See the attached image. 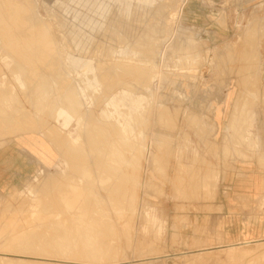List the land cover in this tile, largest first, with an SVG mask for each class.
I'll list each match as a JSON object with an SVG mask.
<instances>
[{
    "label": "rangeland",
    "instance_id": "obj_1",
    "mask_svg": "<svg viewBox=\"0 0 264 264\" xmlns=\"http://www.w3.org/2000/svg\"><path fill=\"white\" fill-rule=\"evenodd\" d=\"M12 1L51 46L33 62L0 18V151L33 163L0 190V264H264V239L188 254L185 230L236 163L264 192V0Z\"/></svg>",
    "mask_w": 264,
    "mask_h": 264
},
{
    "label": "crops",
    "instance_id": "obj_2",
    "mask_svg": "<svg viewBox=\"0 0 264 264\" xmlns=\"http://www.w3.org/2000/svg\"><path fill=\"white\" fill-rule=\"evenodd\" d=\"M21 153L12 147L0 151L1 191L18 185L32 169L31 161L17 160ZM254 174L249 165L239 163L226 173L216 200L185 229L189 244L196 247L188 254L264 239V215L259 208L264 192H256Z\"/></svg>",
    "mask_w": 264,
    "mask_h": 264
},
{
    "label": "bare ground",
    "instance_id": "obj_3",
    "mask_svg": "<svg viewBox=\"0 0 264 264\" xmlns=\"http://www.w3.org/2000/svg\"><path fill=\"white\" fill-rule=\"evenodd\" d=\"M8 1L10 2V0H8ZM5 2H6V1H5ZM16 2H17V1H16ZM19 2H20V1H18V4L21 3V2H20V3H19ZM22 2H23V0H22ZM7 3H8V2H7ZM7 3H6V5L9 4L8 7H9V6L12 7L13 5L15 6V4H16L15 1H12V2H10V3H8V4H7ZM18 4H16V5H18ZM21 4H22V3H21ZM23 6H24V5H23ZM25 6L27 7V4H26ZM12 9H13V7H12ZM12 9L10 8V10H11V11L9 10L10 12L7 11V15H6V14L3 15L2 12H1V15H0V18H3L4 22L9 26V28H10L9 30H11V31L13 30L14 27L16 28V25L18 24L16 20H20V19H23V20H24V19H25V18H23V16H22V18H20V17L18 16V17L20 18V19H19V18L15 15V13H14L15 11H16V12H19V11H20V12L22 13L23 7H22L21 5H19L18 8L15 6V9H13L14 11H13ZM26 10H27V9H26ZM1 11H3V10H1ZM12 11H13V12H12ZM25 12H27V11H25ZM25 12H24V13H25ZM21 13H20V14H21ZM5 15H6V19L4 18ZM17 15H19V14H17ZM21 15H22V14H21ZM24 16H25V14H24ZM15 17H16L17 19H16ZM26 18H27V20H24V21H26V24H28V25L31 26V27H30V28H31L30 30L35 29V30H36V33L33 34L34 36H33L32 34H29V35H32L33 37L30 38V36H29V38H27V39H28V42H27V43H26L25 40H24L25 45H24V48H23V49L26 50V53H27L28 57H29L30 59L32 58L33 60H32V59H31V60L34 62V59H37L38 57H39V58H42V57H40V56H42L41 52H38L36 49H38V48L41 49V48H42V50H43V47H45L44 45H46L47 42H48V44H49L50 41L47 39V37H46V39H47L48 41L45 42V41L43 40L41 34H43L42 32H43L44 30L42 29L41 26H38L37 23H32V20H31L32 17H31L30 14L26 13ZM1 21H2V20H1ZM24 21H21V22L24 23ZM46 22H47V21H46ZM2 23H3V22H2ZM5 23H4V24H5ZM41 23H42V22H41ZM21 24H22V23H21ZM24 24H25V23H24ZM26 24H25V26H26ZM35 24H36V25H35ZM44 24H45V23H44ZM1 25H2V24H1ZM5 26H6V25H5ZM22 26H23V25H21V27H22ZM46 26H47V25H46ZM221 26H222V25H221ZM17 27H18V26H17ZM47 27H49V26H47ZM1 28H2V27H1ZM3 28H4V25H3ZM3 28H2V29H3ZM5 28H6V27H5ZM7 28H8V27H7ZM19 28H20V27H19ZM24 28H26V27H24ZM24 28H22L21 31H25ZM16 29H18V28H16ZM35 30H33V31H35ZM37 30H38V31H39V30H43V31L40 33V36L37 35ZM50 30H51V29H49L48 31H50ZM1 31H2V30H1ZM3 31H4V29H3ZM6 31H7V30H6ZM14 31H16V30H14ZM21 31H19V32L16 31V32H17V33H20ZM45 31H47V30L45 29ZM16 32H14V33H16ZM28 32H29V31H28ZM2 33H3V32H2ZM2 33H1V34H2ZM7 33H8V32H7ZM12 33H13V32H12ZM25 34H26V33H25ZM46 34H47V33H46ZM2 35H4V33H3ZM5 35H6V34H5ZM11 35H12V34H11ZM11 35H10V33H9V35L7 34V38H5V40L7 41V47H8V45L12 46V44H14V43H12L11 41H12V40L15 41V40H14L15 37H12ZM17 35H18V34H17ZM26 35H27V34H26ZM35 35H36V36H35ZM13 36H14V35H13ZM45 36H46V35H45ZM134 36H135V35H134ZM19 37H20V36H19ZM19 37H18V38H19ZM27 37H28V36H27ZM43 37H44V36H43ZM13 38H14V39H13ZM18 38H17V39H18ZM7 39H8V40H7ZM19 39H20V41H21V39L23 40V38H19ZM19 39H18V40H19ZM25 39H26V38H25ZM27 39H26V40H27ZM135 39H136V38H135ZM2 40H3V42H6L3 38H2ZM15 42H16V41H15ZM22 42H23V41H22ZM52 42H53V41H52ZM56 42H57V41H56ZM56 42H54V43H56ZM18 43H19V42H17V44H18ZM44 43H46V44H44ZM4 44L6 45V43H4ZM21 44H22V46H23V43H21ZM48 44H47V45H48ZM18 45H19V44H18ZM49 45L51 46V44H49ZM145 45H146V44H145ZM14 46H15V45H14ZM140 46H141V45H140ZM17 47H18V46H17ZM17 47H15V48H17ZM47 47H48V46H47ZM59 47H60V45H59ZM145 47H146V46H145ZM182 47H183V46H182ZM186 47H187V46H186ZM12 48H14V47L12 46ZM12 48H10V49H12ZM15 48L13 49V52H15V51H14V50H16ZM20 48H21V45H20ZM20 48H19V49H20ZM0 49H1V48H0ZM19 49L16 50V51H17L16 53H18ZM176 49H177V48H176ZM181 50H182V49H181ZM9 51H10V50H9ZM20 51H21V50H20ZM20 51H19V52H20ZM179 51H180V50H179ZM20 53H21V52H20ZM23 53H24V52H23ZM23 53H21V54H23ZM143 53H144V51H143ZM248 53H249V52H248ZM13 54H14V53H13ZM24 54H25V53H24ZM33 54H35V55H33ZM45 54H46V53H45ZM14 55H17V54H14ZM19 55H20V54H19ZM39 55H40V56H39ZM48 55H49V54H48ZM25 56H26V55H25ZM49 56H51V55H49ZM52 56H53V55H52ZM44 57H45V56H44ZM18 58H19V56H18ZM16 59H17V58H16ZM21 59H25V58H21ZM30 59H29V60H30ZM42 59H43V58H42ZM54 59H55V58H54ZM18 60L21 61V62H23L22 60H20V58H19ZM25 60H26V59H25ZM37 60H38V59H37ZM37 60H36V61H37ZM45 60H46V59H45ZM51 60H52V59H51ZM14 61H15V59H14ZM36 61H35V63H36ZM39 61H40V60H39ZM39 61H38V62H39ZM41 61H44V60H41ZM41 61H40V62H41ZM49 61H50V60H49ZM12 62H13V59H12ZM28 62H29V64H30V61H28ZM28 62L26 61V62H24V63H25V64H26V63L28 64ZM130 62H131V61H130ZM13 63H14V62H13ZM15 63H16V62H15ZM19 64H20V63H19ZM124 64H125V63H124ZM124 64H123V65H124ZM144 64H145V63H144ZM34 65H35V64H34ZM40 65H41V64H40ZM57 65H58V64H57ZM32 66H33V65H32ZM37 66H38V65H37ZM41 66H42V65H41ZM115 66H116V65H115ZM129 66H130V65H129ZM136 66H137V65H136ZM29 67H30V66H29ZM98 67H99V66H98ZM120 67H121V66H120ZM130 67H131V66H130ZM139 67H140V66H139ZM18 68H20V67L17 65V69H18ZM21 68H22V66H21ZM21 68H20V69H21ZM38 68H39V67H38ZM44 68H45V67L43 66V69H44ZM126 68H127V67H126ZM137 68H138V66H137ZM142 68H143V67H142ZM247 68H248V67H247ZM20 69H19V70H20ZM22 69H23V68H22ZM24 69H25V68H24ZM31 69H32V68H31ZM36 69H37V67H36ZM36 69H35V70H36ZM131 69H132V68H131ZM143 69H145V68H143ZM241 69L247 70V69H246V66L243 67V68H241ZM19 70H17V71H19ZM39 70H40V69H39ZM117 70H118V69H117ZM132 70H133V69H132ZM132 70H131V71H132ZM139 70H140V69H139ZM145 70H146V69H145ZM17 71H16V72H17ZM31 71H32V70H31ZM119 71H120V70H119ZM121 71H122V70H121ZM124 71H125V70H124ZM133 71H134V70H133ZM133 71H132V72H133ZM147 71H148V70H147ZM134 72L138 73L137 70L134 71ZM142 72H143V71H142ZM10 73H11V74H14L12 71H11ZM17 73H19V72H17ZM37 73H38V72H37ZM129 74H131V73H129ZM35 75H36V74H35ZM109 75H110V74H109ZM135 75H136V74H135ZM139 75H140V74H139ZM36 76H37V75H36ZM38 76H40V75L38 74ZM38 76H37V77H38ZM142 76H143V75H142ZM147 76H148V75H147ZM41 77H42V76H41ZM41 77H40V78H41ZM45 77H46V76H45ZM138 77H139V76H138ZM243 77H244V76H243ZM11 78H12V77H11ZM43 78H44V76H43ZM122 78H123V77H122ZM0 79H1V77H0ZM1 80H2V79H1ZM1 80H0V81H1ZM14 80H15V79H14ZM29 80H31V79H29ZM41 80H43V79H41ZM44 80H45V78H44ZM139 80H140V79H139ZM139 80H138V81H139ZM145 80H146V79H145ZM242 80L244 81L242 84H243L245 87L249 85V84L246 82V79H245V78H242ZM7 81H8V80H7ZM68 81H69V80H68ZM121 81H122V80H121ZM141 81H142V80H141ZM29 82H30V81H29ZM38 82H39V81H38ZM111 82H112V81H111ZM143 82H144V81H143ZM25 83H26V82H25ZM45 83H46V82H45ZM47 83H48V82H47ZM66 83H67V82H66ZM131 83H132V82H131ZM40 84H41V83H40ZM140 84H141V83H140ZM24 85H25V84H24ZM42 85H43V84H42ZM136 86H137V85H136ZM146 86H147V85H146ZM42 87H43V86H42ZM44 87H45V86H44ZM66 87H67V86H66ZM249 87H250V85H249ZM47 88H48V86H47ZM62 89H63V88H62ZM131 89H132V88H131ZM40 90H41V89H40ZM248 90H249V91H248ZM250 91H251V92H250ZM8 92H9V91H8ZM6 93H7V92H6ZM42 93H43V92H42ZM220 93H221V91H220ZM247 93H248V95H252L254 92H253L252 90H250V89H247ZM43 94H44V93H43ZM43 94H41V95H43ZM12 95H13V94H12ZM68 95H69V94H68ZM240 95H241V94H240ZM44 96H45V95H44ZM245 96H246V94H245ZM245 96H242V95L239 96V95H238L239 103H238L237 106L245 104V98H244ZM10 97H11V96H10ZM242 97H243V98H242ZM246 97H247V96H246ZM11 98L13 99V97H11ZM11 98H10V99H11ZM42 98H43V97H42ZM68 98H69V97H68ZM71 98H72V97H71ZM139 98H140V97H139ZM247 98H248V97H247ZM6 99H7V98H6ZM44 99H45V98H44ZM44 99H43V100H44ZM142 99H143V98H142ZM248 99H249V98H248ZM246 100H247V99H246ZM68 101H69V100H68ZM136 101H137V100H136ZM0 102H1V101H0ZM140 102H141V101H140ZM2 105H4V104H2ZM137 105H139V104H137ZM9 107H10V106H9ZM9 107H8V108H5V109H4V107H3V111L9 109ZM137 107H138V106H137ZM139 107H140V106H139ZM10 108H11V107H10ZM73 108H75V107H73ZM0 109H2V108H0ZM64 109H65V108H64ZM21 111H22V110H21ZM75 111H76V109H75ZM5 112H6V111H5ZM8 112H9V111H7V113H8ZM2 113H3V112H2ZM7 113H6V114H7ZM248 115H249V124H247V111H246V114H245V112H242V111H241L240 107H237V108L233 111V113H232L233 121H234V122H238V123H244V124L246 125L247 128H248V127H254V118H255L256 116H255V115H250V114H248ZM8 116H9V115H8ZM26 116H27V113H26ZM1 117H2V116H1ZM5 117H7V116L5 115ZM5 117H3V118H5ZM22 117H23V116H22ZM24 117H25V116H24ZM3 118H2V119H3ZM26 118H28V116H27ZM2 119L0 118L1 123L4 124V123L6 122V120L4 119L5 122H3ZM8 119L10 120V118H8ZM12 119H13V118H12ZM26 120H27V119H26ZM30 121H31V120H30ZM7 122H9V121H7ZM12 122H13V121H12ZM14 122H15V120H14ZM17 122H18V121H17ZM234 122L230 124V128H231L232 130H233V129H234V130H235V129H238V127L241 128V126H236ZM23 123H24V122H23ZM26 123H28V120H27ZM26 123H25V126H26ZM31 123H32V122H31ZM197 124H198V123H197ZM4 125H5V124H4ZM6 125H7V123H6ZM9 125H10V124H8V126H9ZM32 125H33V124H32ZM32 125L29 124V126H32ZM13 126H14V125H13ZM25 126H24V127H25ZM0 127H1V125H0ZM5 127H6V126H5ZM9 127H10V126H9ZM12 128L14 129V127H12ZM18 128H21V127H18ZM22 128H23V124H22ZM22 128H21V129H22ZM28 128H29V127H28ZM28 128H27V129H28ZM34 128H35V127H34ZM1 129H2V128H1ZM29 129H30V128H29ZM11 130H12V129H11ZM11 130H9V131H11ZM17 130H19V129H17ZM30 130H32V129H30ZM30 130H29V131H30ZM15 131H16V130H15ZM0 132H1V131H0ZM3 132H5V131L3 130ZM234 132H235V131H234ZM234 132H233V133H234ZM7 134H8V133H7ZM9 134H10V133H9ZM12 134H13V133H12ZM53 134H54V133H53ZM236 134H237V133H236ZM91 135H92V134H91ZM239 135H240V134H239ZM86 136H87V135H86ZM88 137H89V136H88ZM242 137H245V136H242ZM249 137H250V136H249ZM55 138H56V137H55ZM91 138H92V137H91ZM235 138H236V136H235ZM94 140H95V139H94ZM52 141H53V140H52ZM65 141H66V140H65ZM162 141H163V140H162ZM237 141H238V140H237ZM244 141H245V140H244ZM163 142H164V141H163ZM228 142H229V140H228ZM228 142H227V143H228ZM245 142H246V141H245ZM67 143H68V142H67ZM235 143H236V142H235ZM244 144H245V143H244ZM93 145H94V144H93ZM97 145H98V144H97ZM60 146H61V145H60ZM90 146H91V145H90ZM101 146H102V145H101ZM92 147H93V146H92ZM97 147H98V146H97ZM65 148H66V147H65ZM99 149H101V148H99ZM76 150H77V149H76ZM233 150H234V149H233ZM228 152H229V151H228ZM68 154H70V151H69ZM73 154H74V153H73ZM228 154H229V153H228ZM75 155H76V154H75ZM78 155H79V154H78ZM86 155H87V154H86ZM155 156H156V155H155ZM76 157H77V156H76ZM76 157H75V158H76ZM153 157H154V156H153ZM79 158H80V157H79ZM79 158H78V159H79ZM80 159H81V158H80ZM82 159H83V158H82ZM76 160H77V159H76ZM156 162H157V161H156ZM82 163H83V162H82ZM75 164H76V163H75ZM108 164H109V163H108ZM83 165H84V164H83ZM88 165H89V164H88ZM101 165H102V164H101ZM78 166H79V165H78ZM110 166H111V165H110ZM80 167H81V165H80ZM100 167H101V166H100ZM111 167H112V166H111ZM111 167H110V168H111ZM117 167H118V166H117ZM77 169H78V168H77ZM78 170H79V169H78ZM104 170H105V169H104ZM102 171H103V170H102ZM106 171H107V170H106ZM109 171H110V170H109ZM184 172H185V171H184ZM189 173H190V172H189ZM192 176H193V175H192ZM50 180H51V179H50ZM210 181H211V180H210ZM200 182H201V181H200ZM212 182H214V181H212ZM48 183H49V182H48ZM204 183H205V182H204ZM45 185H46V184H45ZM214 185H216L215 182H214ZM214 185H212V186H214ZM47 187H48V186H47ZM50 187H51V186H50ZM52 187H53V186H52ZM59 188H60V187H59ZM204 189H205V187H204ZM208 189H209V188H208ZM201 190H202V189H201ZM203 191H204V190H203ZM208 191H209V190H208ZM81 196H82V195H81ZM90 197H91V196H90ZM88 201H89V200H88ZM91 202H93V201H89L88 203L91 204ZM54 203H55V202H54ZM57 203H58V201H57ZM60 203H61V202H60ZM55 204H56V203H55ZM86 204H87V203H86ZM92 204H93V203H92ZM92 204H91V205H92ZM88 205H89V204H88ZM94 205H95V204H94ZM94 205H92V206H94ZM56 206H57V205H56ZM62 206H63V205H62ZM84 206L87 208V205H84ZM92 206H90V207H92ZM88 208H89V206H88ZM88 208H87V209H88ZM92 208H93V207H92ZM89 209H91V208H89ZM7 218H8V217H7ZM8 220H9V219H8ZM80 220H82V218H81ZM76 221H77V220H76ZM6 222H7V221H6ZM31 223H32V222H31ZM2 224H3V223H2ZM8 224H9V223H8ZM89 229H90V228H89ZM92 229H93V228H92ZM4 230H5V229H4ZM9 230H10V229H9ZM15 231H16V230H15ZM15 231H14V233H15ZM9 232H10V231H9ZM9 232H8V233H9ZM10 233H11V232H10ZM14 233H11L10 236H11L12 234H14ZM106 236H107V233H106ZM106 236H105V234H104L102 238H104V237L107 238ZM15 237H16V236H15ZM7 238H8V237H7ZM7 238H6V239H7ZM16 238H18V237H16ZM37 238H38V237H37ZM6 239H5V240H6ZM14 239H15V238H14ZM89 239H90V238H89ZM9 240H10V239H9ZM7 242H8V241H7ZM244 244H247V242L244 243ZM249 244H250V242H249ZM234 249H235V248H234ZM93 253H94V252H93ZM100 253H101L100 250H96L95 253H94V255H97V254L99 255ZM239 253H240V252H239ZM235 254H236V253H235ZM98 255H97V256H98ZM183 255H184V254H183ZM204 255H205V254H204ZM256 255H257V254H256ZM160 257H161V256H160ZM176 258H177V257H176ZM181 258H182V257H181ZM39 259H40V260H44L45 258H39ZM177 259H178V258H177ZM198 259H199V258L196 259L195 257L193 258L192 256H188V254H185V255L183 256V259H182V260L180 259V260H181V262H183V261H189V262L192 263L193 260L196 261V260H198ZM200 259H202V258L200 257ZM235 259H236V258H235ZM50 260H51V259H50ZM157 260H158V259H157ZM161 260H162V259H161ZM149 261H150V260H149ZM153 261H155V260H153ZM195 261H194V262H195ZM91 262H92V261H91ZM150 262H151V261H150ZM194 262H193V263H194ZM20 263H21V262H20ZM178 263H179V262H178ZM25 264H39V263H38V262H37V263L35 262V263H25ZM44 264H45V263H44ZM140 264H141V263H140ZM165 264H167V263H165ZM183 264H184V263H183ZM188 264H189V263H188Z\"/></svg>",
    "mask_w": 264,
    "mask_h": 264
}]
</instances>
